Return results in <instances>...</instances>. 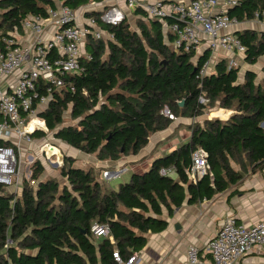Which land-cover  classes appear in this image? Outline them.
Here are the masks:
<instances>
[{"label": "trees", "instance_id": "obj_1", "mask_svg": "<svg viewBox=\"0 0 264 264\" xmlns=\"http://www.w3.org/2000/svg\"><path fill=\"white\" fill-rule=\"evenodd\" d=\"M56 1L76 11L107 0ZM56 1L0 0V50L4 38L23 33L26 18L46 16L48 9H56ZM257 11H264V0H241L227 15L250 21ZM134 15L138 31L125 19L116 27L102 26L112 40L88 38L84 50L92 59L52 93L40 114L54 139L99 162H116L136 156L175 119H195L215 106L235 114L189 126L186 143L154 158L148 170L132 173L116 190L94 169H84L66 155L59 167L64 183L43 180L44 167L37 158L29 168L30 180H21L20 193L0 184V264H116L114 250L126 261L145 248L151 235L166 230L164 212L171 217L185 202L209 201L264 170V80L256 82V75L247 72L239 83V69H228L226 60L197 79L211 51L204 50L199 58L196 51L176 52L163 23L145 20L140 10ZM89 16L98 20L99 15ZM235 37L245 48L246 64L264 57V32L243 31ZM67 112L74 126H63ZM44 136L36 132L31 138ZM198 149L207 155V174L194 184L187 173ZM167 169H174V175L160 174ZM95 224L107 227L108 235L93 236Z\"/></svg>", "mask_w": 264, "mask_h": 264}, {"label": "built area", "instance_id": "obj_2", "mask_svg": "<svg viewBox=\"0 0 264 264\" xmlns=\"http://www.w3.org/2000/svg\"><path fill=\"white\" fill-rule=\"evenodd\" d=\"M240 1L223 0L221 9L218 0H123L131 12L140 10L145 20L163 23L164 33L173 37L171 48L176 52L196 51L199 54L202 37H205L211 51L221 49L244 55L245 48L240 41L228 33L239 22L229 18L227 12L237 7ZM92 12L98 13V20L89 16ZM125 19L124 11L117 6L104 7V3L92 2L74 11L59 3L56 9H48L46 16L26 18L22 22V34L13 33L4 38V48L0 50V140L10 142L16 137L18 141L31 144L34 133H47L40 113L47 107L52 93L66 86L65 78L82 73L83 63L92 59L84 50L88 38L93 41L112 40L113 36L102 26L116 27ZM169 20L172 22L168 25ZM253 20L264 26V11H257ZM210 65V61L205 63L196 78L208 75ZM237 66L231 58L228 69ZM69 87L74 92V87ZM205 102L200 97L199 103L203 105ZM164 115L172 119L168 110ZM19 143H16V148L0 146V184L6 188L21 189ZM46 147L56 150L52 144H43L38 148L37 157H29L32 160L29 165L46 155L51 165L61 167L62 156L60 161L57 155L48 156ZM206 158L201 149L192 154V164L187 173L192 183H197L207 174ZM160 174L173 176L174 169L162 170ZM103 176L119 178L120 171H105ZM26 179L30 180V172ZM92 234L96 238L106 237L108 229L95 224ZM259 246H264V218L246 227L231 216L224 220L203 251L210 258L209 264H237ZM139 257L135 253L123 261L116 250L112 253L116 264H136ZM184 264L206 262L200 259L198 248L190 246Z\"/></svg>", "mask_w": 264, "mask_h": 264}, {"label": "crops", "instance_id": "obj_3", "mask_svg": "<svg viewBox=\"0 0 264 264\" xmlns=\"http://www.w3.org/2000/svg\"><path fill=\"white\" fill-rule=\"evenodd\" d=\"M218 2L221 9H223V0H218ZM104 4L105 6L120 7L124 11L125 17L130 25L132 23V19L134 21L137 19L134 15L135 11L131 12L126 9L123 0H107ZM243 31H254L256 33H260L264 32V26L255 20L242 21L239 22L237 26L232 27L228 33L235 36V33ZM207 44L208 39L202 37V45L197 56H200L204 50H210L208 49ZM211 54L213 55L209 60L211 63L210 73L213 72L211 71L213 66L212 63L215 64L220 60H226V62L229 63V60L233 58L238 64L239 83L244 81V76L247 72H251L256 75V82L264 80V57L260 58L258 63L255 65H248L244 62V55L241 54L227 53L221 49L211 51ZM239 75H241L242 78L240 80ZM216 113L221 114L219 117H211L226 118L231 114V110H219ZM194 121L195 119H175L167 130L155 134V137H152L153 139L149 141L148 145L136 156H128L116 162H99L95 158L90 168L96 171L100 180L103 178L101 177V173H104L105 171H109L110 173L120 171L122 173L121 175H123L125 173H123V171L127 169L128 165H130L129 169L132 173H143L148 170L154 158L169 153L170 151L176 149L179 145L186 143L190 135L188 138L183 140V143L173 145L168 152H163L164 154L158 153L161 149H159L160 145H158L159 143L156 140L164 141L166 140L164 137L167 139L172 137L175 130L181 125L185 124L186 126H190V122L193 123ZM35 140L36 139H33L32 143H34ZM18 142H20L19 146L21 153L23 150H29V154H27H32L34 157L35 150L32 144L18 141L16 137L10 140L9 145L6 148H16V143ZM2 143L6 142L0 140V146H2ZM64 146L68 147L65 144ZM66 152L70 157L74 158L71 152L70 154L69 151ZM29 157L31 156H28V158ZM29 168L30 167L24 168L21 165V180L22 178L27 177L28 172H30ZM120 177L118 179H120ZM106 179L108 178H105L103 181H105V184L109 188H112V184L109 183L112 179ZM116 189L117 188H115V190ZM231 216L235 217L238 224L246 227H250L264 218V170L253 175H248L240 181L238 185L231 187L228 191L215 196L209 201H203L196 205H188L185 202L181 208L176 209L173 212L171 217H168L167 213L164 212V217L167 222L166 230L160 234H154L149 237L145 248L138 253L140 260L136 264H184L186 262V251L190 246H196L199 250L200 259L205 261L206 264H209L210 258L205 255L203 249L206 247L208 242L212 240L224 220ZM237 264H264V246H259L258 248L253 249L250 254Z\"/></svg>", "mask_w": 264, "mask_h": 264}, {"label": "rangeland", "instance_id": "obj_4", "mask_svg": "<svg viewBox=\"0 0 264 264\" xmlns=\"http://www.w3.org/2000/svg\"><path fill=\"white\" fill-rule=\"evenodd\" d=\"M56 1V0H55ZM56 3H57V5L59 4L57 1H56ZM104 7H105V4H104ZM131 29L132 30H135V31H138L137 29H136V20L134 21L133 19L131 20ZM104 42H107V40H103ZM212 55L213 54H211V57H212ZM213 65H214V63H212ZM211 71H213V70H211ZM211 73H213V72H211ZM211 73H209V74H211ZM205 76H207V74L205 75ZM204 76V77H205ZM240 79H242L241 78V75H239V80ZM219 110H224V111H227V110H225V109H222V108H219V107H217V106H215V108L213 107V108H207L206 110H205V112L201 115V116H199L198 118H195V121L192 123V122H190L191 123V125H193V124H195V123H202L204 120H214V119H216V118H212L211 116H212V113L213 112H218ZM229 118V116L228 117H226V118H221V119H218V120H226V119H228ZM184 122V121H183ZM186 123V122H185ZM76 124V121H74V120H72L71 118H70V114H69V112H67L65 115H64V123H63V126L64 127H66V126H74ZM190 125V126H191ZM45 134V136L43 137V138H40V139H36L35 140V142L34 143H31L32 144V146L34 147V150H35V152H34V157H37L38 156V153H39V150H38V148L40 147V146H42L43 144H47V143H49V144H52L53 146H55L56 147V149L59 151V154L63 157V155H66V156H69L68 154H67V152L66 151H69V154H70V152L73 154V157L74 158H76L75 160H76V164L78 165V166H81L82 168H84V169H88V168H90L91 167V165L93 164L92 162L94 161V159H95V156L94 155H90V156H87V155H84V154H82V153H80V152H78V151H76V150H74V149H72V148H68V147H66V146H64V144L63 143H61L60 141H58V140H56V139H54V137H53V134L52 133H44ZM190 135V128H189V126H186L185 124L184 125H181L179 128H177L176 130H175V133H174V135L172 136V137H170V138H166V137H164V139H166V140H164V141H158V140H156L159 144L158 145H160L159 146V149H161V150H159L158 151V153H160V154H164L163 152H168V150L173 146V145H176V144H180V143H183L184 141L183 140H185L186 138H188V136ZM152 137H155V135H153ZM150 138V140H152L153 138ZM162 139V138H161ZM34 144V145H33ZM36 146V147H35ZM144 149V148H143ZM162 151V152H161ZM29 150H23L22 151V153L20 152V155H21V161H22V167H24V168H27V167H30V165H29V162L30 161H32L30 158H28V156H31L32 158H34L33 157V155L32 154H30V155H28L29 153ZM28 153V154H27ZM157 153V152H156ZM44 156V157H43ZM42 157L40 156V157H38V158H41V163L43 164V167H44V174L42 175V179L43 180H47V179H55V180H58V182L59 183H64V180H62V179H60V177H59V167L60 166H56V165H51L49 162H48V160L46 159V155H43ZM72 156V155H71ZM149 159V158H148ZM130 165H128L127 166V169L126 170H124L123 171V175H121L122 173L120 172V175H121V177H120V179H118V178H113V177H109L108 179H112L109 183H111L112 185H111V187L113 188V189H115V188H117V186L120 184V183H123V182H125L126 180H128L129 178H130V176H131V174H132V171H130ZM26 171V170H25ZM116 172H118V171H116ZM116 172H113V173H116ZM101 177H103V178H101V180H104L105 178H104V176H103V173H101ZM108 179H106V180H108ZM114 179V180H113ZM105 182V181H104ZM108 183V184H109ZM9 191H12V192H15V193H20V188L19 189H14V188H9Z\"/></svg>", "mask_w": 264, "mask_h": 264}, {"label": "bare ground", "instance_id": "obj_5", "mask_svg": "<svg viewBox=\"0 0 264 264\" xmlns=\"http://www.w3.org/2000/svg\"><path fill=\"white\" fill-rule=\"evenodd\" d=\"M31 128H32V125L30 126V129ZM45 149L47 151L48 156L57 155L59 161L61 160V155L59 154V151L57 149L55 150V149H52L50 147H46Z\"/></svg>", "mask_w": 264, "mask_h": 264}, {"label": "water", "instance_id": "obj_6", "mask_svg": "<svg viewBox=\"0 0 264 264\" xmlns=\"http://www.w3.org/2000/svg\"><path fill=\"white\" fill-rule=\"evenodd\" d=\"M198 58H199V56H198ZM182 105H183V102L180 103V106H182ZM234 114H235V112H234V110L232 109L229 118L232 117ZM215 120H217V119H215ZM62 161H63V157H62Z\"/></svg>", "mask_w": 264, "mask_h": 264}, {"label": "clouds", "instance_id": "obj_7", "mask_svg": "<svg viewBox=\"0 0 264 264\" xmlns=\"http://www.w3.org/2000/svg\"><path fill=\"white\" fill-rule=\"evenodd\" d=\"M215 120V119H214Z\"/></svg>", "mask_w": 264, "mask_h": 264}]
</instances>
